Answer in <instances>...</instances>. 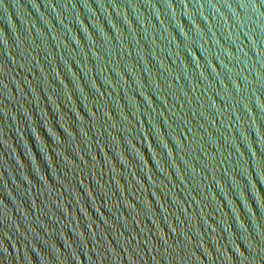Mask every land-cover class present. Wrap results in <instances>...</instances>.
<instances>
[{
    "label": "water",
    "instance_id": "water-1",
    "mask_svg": "<svg viewBox=\"0 0 264 264\" xmlns=\"http://www.w3.org/2000/svg\"><path fill=\"white\" fill-rule=\"evenodd\" d=\"M0 264H264V0H0Z\"/></svg>",
    "mask_w": 264,
    "mask_h": 264
}]
</instances>
